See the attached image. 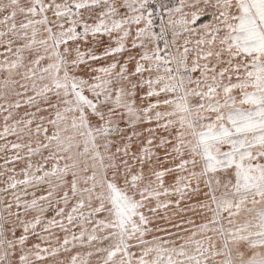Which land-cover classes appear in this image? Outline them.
Wrapping results in <instances>:
<instances>
[{
	"label": "snow or ice",
	"instance_id": "1",
	"mask_svg": "<svg viewBox=\"0 0 264 264\" xmlns=\"http://www.w3.org/2000/svg\"><path fill=\"white\" fill-rule=\"evenodd\" d=\"M0 264H264V0H0Z\"/></svg>",
	"mask_w": 264,
	"mask_h": 264
}]
</instances>
